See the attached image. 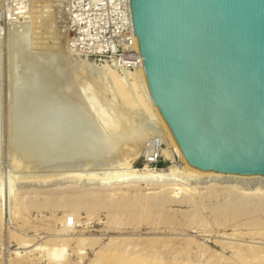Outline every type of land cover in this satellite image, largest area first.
<instances>
[{
	"label": "rangeland",
	"instance_id": "374dc122",
	"mask_svg": "<svg viewBox=\"0 0 264 264\" xmlns=\"http://www.w3.org/2000/svg\"><path fill=\"white\" fill-rule=\"evenodd\" d=\"M40 1L44 3H40ZM54 1H56V3ZM65 1L68 2V0H47V1L46 0H0V31H1L0 32V194H1L0 195V264H264L263 211H257V213L250 212L243 214H234L230 212L227 213L220 211L219 205L221 204V202H223V199L220 198V196L219 197L217 196L218 194H223V193H218L217 191H215L217 194L214 193L213 195H217V196L208 197L210 196L208 195V191L210 190L209 187H207L208 185H206L204 182L197 184V188H196L197 198L191 199V201L198 202L199 205H197L196 207L197 210L195 211V209H193L194 207H192V205H190L186 200H181V202L179 199L177 201L170 200L171 203H169L170 201H168L164 206L165 208L164 210L165 212L170 213L171 220H166L165 217L161 215L163 212H160L159 214L155 213L154 215L148 217L146 214H144L145 212L143 211V209L146 207V205L144 206V204L147 202L148 198L150 199L149 196H151L155 190L153 189V185L147 186L143 182H139L136 185L119 184L118 186L115 187V189L106 190L105 193L101 195L100 193L97 192L105 190L104 187L107 186L98 183L97 180H92L90 178L88 179L83 178L86 174H82L84 175L82 176V178H78L80 176L78 177L73 176L67 178L64 176V174L57 176L58 172L59 173L62 172L60 170L63 169L65 170V168L68 167L71 168H75V166L76 168L79 167L80 169L78 170H81L84 173L85 170L87 171L92 167L93 169L96 167L95 170L102 172V171H114L116 170L115 168L116 164L117 166H119L116 157L115 158L113 156L107 157L108 155L104 156L102 154L103 159L102 157L99 158V156H101L99 155V153L102 151L98 153L97 150H91L92 155H94L95 157L93 156L94 157L93 158L92 155H90L89 159L87 158V160L86 157L83 158L79 157L82 160L81 159L76 160L74 159L75 158L74 156V158L68 159L70 160L69 162L71 164L67 161L66 163H64L65 165L63 163H61L63 165L61 164L59 165L56 164L57 163L55 162L56 160L54 161L55 159L54 154L57 153L56 151L59 152L61 159L66 157L64 155L66 152L64 151L65 152L64 153L63 150L60 151V149H63V147H61L62 139L66 138L65 136L68 135V132L71 131L72 128H73L72 131L78 129L77 128L78 124L75 127L73 121H75V118L76 121L77 120L79 121L78 116L82 114L81 109L80 111L78 109L79 106L81 108V105H78L79 103L76 102L78 103L77 106L75 103L76 97H73L74 95L72 93L70 95L71 98L70 96L69 97L67 96L70 99H72V97L74 98L72 99V101L76 106L75 108V106L70 103L72 101H70V99L69 100L66 99V95L63 94L62 91L63 88L65 87L64 82H69L67 81L69 80L67 79L69 75V77H72L71 78L72 80L71 79L70 80L72 82L74 80L75 82V83L74 82L71 83L70 81L69 84L75 85L76 86L75 89L77 90V88L79 87V83L86 80L87 76L85 74V70H83L82 67L79 66V63H77L78 65L77 64L75 65V59L79 57V54L81 55V57H89L90 60L92 59L93 61H95V57H96L91 55L88 56L87 55L88 53H86L84 49H78V48H76V50L79 54L67 53L68 52L66 51L68 49L66 47L67 43L70 46V48H72L70 45V40L73 36V33H69L71 32L70 19H69L68 8L66 9L68 5ZM46 2L51 3L50 5L48 3L49 7L51 6L50 8L47 6ZM37 4L39 9L36 6ZM41 4L44 5V7H48V8H44ZM55 6L57 7V9ZM43 8L45 9V11L49 9L50 12L47 11L49 13L46 12L45 15H43L44 14V12H42L44 11ZM40 13H42L41 14L43 15L42 17H40L41 16ZM33 14L34 15L36 14V17L38 16L41 19L47 18L46 16H49V14L50 16L49 19L47 18L46 21L44 20L45 22L43 21L45 23L44 25V23L41 24L42 23L41 19L36 18L35 16L34 17L36 18V20L40 21L39 22L40 24L38 23V21L34 20V17L32 16ZM31 17L33 19L30 20ZM35 21L37 22L36 25L37 24L39 25L36 26ZM29 22L30 23L32 22V24H30ZM46 22L47 24L49 23V25L51 24L50 25L51 27H49V25H47ZM54 22L56 23V26L53 25L55 24ZM45 26L46 27L48 26L49 28H46ZM52 27H54L55 30ZM44 28L53 31H49L50 33H47V31L45 32ZM42 30L44 32H42ZM36 31L37 34L34 35ZM39 31L44 33L47 37L44 34L43 35L45 37L43 35L38 37L40 35ZM54 31L57 35L54 33ZM23 35L24 37H21ZM33 35L36 37H34ZM54 35H56L57 37ZM65 35L67 38L64 37ZM18 36L21 38V40H18L20 39L18 38ZM64 38H66V40ZM45 40H48L46 41L47 44L51 45L52 43L51 47L50 45H48L51 50L49 49V47L46 48L47 45L45 44L46 43ZM26 42L28 43L26 44ZM54 43L56 45H54ZM42 45H44L43 48ZM20 48L22 49L20 50ZM17 51H20L18 52V55H17ZM20 63H22L24 67ZM27 63L29 66L27 65ZM36 66L40 70H38ZM57 66L58 69L59 67L62 68L60 71L63 70L62 71L63 74L60 73L59 78L57 77L56 78L59 79L58 87H59V91L62 92V93L59 92L61 94L59 95L60 97L64 95L63 98L65 100L63 98H59L58 94L55 95L52 94L54 92L53 88L55 90L54 84L56 83L57 80L56 78H54L53 73L56 76H58V73L56 74L54 70L57 68ZM109 66L112 67L111 65ZM27 68L29 70H27ZM112 68L115 69L114 67ZM28 72H32L31 74L33 75L31 76L28 75L29 74ZM34 72H36V74H34ZM37 72H39L40 74ZM81 73L83 74L81 75ZM34 75H36L37 77L33 81H31L32 78L35 77ZM120 75L123 77H127V75L125 76L122 74ZM38 76L40 79L38 78ZM25 77H27L26 79L28 82L30 80L31 83L33 82V84L36 81L40 82V85L39 83L38 84L36 83L38 86L36 84L34 85L32 84V87L34 86V89H36L37 91H39L40 89V92H38V94L40 93L42 94L41 97V94L40 96L36 94L37 92L36 90L32 92L34 94L32 96L34 97L35 95L38 96L37 99L38 101L37 100L35 101L36 105L34 106L32 104L31 105L32 107L33 106L36 107L38 102L43 101L45 99L43 98L44 96L47 97V99H51V98L53 99V101L52 99L50 101L47 100L48 104L47 103L44 104V102H46L45 100L41 104V105L44 104V106L47 104L50 105V107L45 106L46 107L45 108L43 106L44 107L43 108L41 105L38 106V108L41 109L40 114L37 112L38 110L36 111V109L38 108L33 109L36 112L30 109L31 107L30 104L34 102L33 100H31L32 98L29 100L32 102H30V104H27V106H30L29 107L30 111L26 109L27 108L25 107L26 105L23 107L25 103L29 102L27 100L30 97L29 96L26 98V96L23 95L32 94L29 92H31V90L33 89L30 83V85L27 84L28 86H30L29 88L31 89L30 91L28 90L29 92L27 91L28 93L26 92V90L24 91L23 95L22 93L18 92L19 89H23L25 87L24 84H22L25 81ZM23 78H24L23 82L20 83ZM93 80L92 83H94V85L92 84V88L95 91L94 93L96 96H99L98 94H100L99 98L101 99V95H103L102 92L104 91V89L102 91L101 88L100 89L102 91L101 92L99 90L98 83L96 84ZM52 81H54L55 83ZM20 86H22V88H19ZM28 86L25 88L27 89ZM35 86L37 88H35ZM49 87L51 91L50 90L48 91ZM42 89L46 90V93H44ZM41 90L43 93L41 92ZM50 92H52L51 96H50ZM54 93H58V90H56ZM18 94L21 95L18 96ZM16 95H17V99H16ZM22 97L23 99L25 98L24 104L22 102L23 101ZM39 97L43 98V100H40ZM106 97L111 98V95H106L102 97V99L104 98V102L101 100L102 103H107L106 101L108 100L105 99ZM19 99H21L20 100L21 102L20 101L18 102ZM112 102L116 103L117 101L112 100ZM116 104L119 103L117 102ZM59 108L62 109L60 110ZM123 108L121 107V109L124 110V112H127V108L126 110L125 108L124 109ZM24 109L28 111L27 115L29 114L30 120L33 121V119L37 117L36 120L34 121L35 124L33 123L34 126H32V123H29L31 122L30 120L27 122L28 118L27 120L24 121V125L25 127L26 126L29 127L25 128L24 125L19 126V124L21 125V123L19 122L26 119L24 117H28L25 115L26 110L24 111L25 114L22 115ZM42 109L46 111L45 112L46 117L43 115L44 111ZM54 110H56V112ZM53 111L55 112L56 117L57 115H59L58 116L59 118L62 116L61 119L56 118L55 115L53 114L54 113ZM131 111L129 113H132L135 118L137 117L133 124L137 125L138 128H142L143 130L145 127L143 125L145 124L142 122L143 120L141 121V123L139 120L142 118V114L138 112H134V110ZM33 112L38 113L37 114L38 116L34 115ZM67 112L72 116L71 119H67V118L65 119V117L67 116L65 115V113L68 114ZM32 113L34 117L32 116ZM49 113L51 114L48 115ZM75 113H77V115H75ZM11 115H13V117ZM15 115H17V117ZM30 116L32 117V119ZM51 116L54 117L53 118L54 120L52 119L53 122L49 120V118L51 119ZM13 118L15 120H13ZM20 118L21 121H19ZM87 118L89 117L87 116ZM137 119L139 120V122ZM12 120L16 122L13 125L15 126L17 125L19 129L17 127L16 129H14V126L11 125L13 123ZM64 120L66 121L67 124L69 123L70 120L72 124H70L71 123L70 122L68 124L70 126L64 128L66 126ZM25 122L27 124H25ZM28 123L31 124V126ZM48 124L49 126L47 127ZM40 125L42 126L41 127L42 129L45 127L46 128L42 130L40 128ZM20 127L25 128V129L23 128L24 129L23 132L26 130L25 132L27 134L24 132V134L26 135L25 138L22 131L21 134L19 132L21 130ZM30 127L31 129L34 127L33 130L30 129L28 130V128ZM38 128H40L38 130V132L40 131V133L37 134L36 132ZM12 129L15 130L14 131L15 133L19 132L20 135H17L18 133L13 134L14 132ZM52 129L54 133L51 131ZM64 130L65 132L63 133ZM29 131L30 133H28ZM32 131L35 133L33 134ZM42 133L46 134V135L44 134V138H42L43 137ZM49 134L50 137L48 136ZM52 134L55 135L52 137ZM148 134L145 135V138L142 136L144 140L140 138L141 136H137V139L139 137L142 141H138L137 139H136L137 141L136 140L133 141L135 142L134 145L138 144L139 142L138 145L139 148L138 146H136L137 149H140L142 147L141 148L142 150L141 149L138 150L141 154L139 153V156L136 157L134 161L131 160V165L134 167L141 168L146 162L144 157V143L147 136H152L155 133L153 134L150 133V135ZM156 134H161V133L157 132ZM166 134L167 133L165 131L164 135L168 140V142H170L169 141L170 139H168L169 137H167L168 135ZM14 135L15 137L18 138L19 136L20 138L23 137L27 141L23 140V138L22 140H20L19 138L17 139V141L14 142L15 140L13 137ZM27 135H30L29 139H28L29 136ZM125 136H127V134ZM34 137L36 138L33 139ZM45 137H46V142H44ZM58 137H62V138L60 139ZM49 138L50 139L53 138L52 142L50 141ZM36 139L40 140V143L43 140L44 144H47V146L44 145L46 146L43 149L45 152L44 156L46 154L48 155L47 157L54 155L53 160L51 157H49L48 160L46 156L45 157L43 156L45 159V160L43 159L44 161H42L40 157L39 158L36 157L35 159L34 155H37L39 150H40L39 152H41L40 154L43 155L42 148L44 147L42 145L43 143L41 144L38 143L39 141H37ZM48 139L49 141L47 142ZM64 139L63 141H65ZM19 141H22V144L25 141L28 147L37 144L36 146H39V148L36 149V147L34 146L31 147L33 150L31 148H26L27 146L20 144ZM16 142L17 144L18 143L20 144L19 149ZM27 142L29 143V145L32 142L34 144L32 143L29 146ZM142 142L143 145H141ZM48 143L51 145L56 143L58 145L56 147L50 145V148H48L49 147ZM167 144L170 146V148H172L173 145L171 142ZM165 146H163V151ZM22 147L25 150H23ZM110 147H112L113 150L114 151L116 150L117 152H119L120 150L123 151L127 147L126 141H124V138L120 137L113 144H111ZM117 147L120 148L118 149ZM21 149L23 150V152ZM24 151L26 153H24ZM35 151H37L36 152L37 154H35ZM51 153L53 155H51ZM74 153H78V151ZM96 153H98L99 156L95 155ZM25 154L26 155L29 154L28 157ZM178 157L175 156L174 158L176 163L184 165L185 162L183 161V159L181 157L179 158ZM90 159H92L93 161L97 160V162L94 161V165H93L92 163L93 161L89 162ZM71 160H73V162H71ZM100 161H102V163ZM171 161L172 160L162 159V161L159 164H157V166L163 168L167 167V168L158 169V170L166 171L172 165ZM88 162L89 165L91 166H88ZM99 162L101 163L100 165ZM39 163L40 165L38 166ZM52 163H54V165ZM35 164L37 165L35 166ZM154 166L156 165L155 164H152V166L150 165V167L153 168ZM34 167L35 169H32ZM84 167H87L88 169ZM103 167L105 168L102 169ZM82 168H84L85 170H82ZM107 168L109 169L105 170ZM48 171L49 172L51 171V173L53 174L50 175ZM52 171H54L56 175H54V172ZM89 171L91 172L93 170L91 169ZM28 172L32 173L31 174L32 176L33 174H36L34 175L35 178L31 177V175H28L29 174ZM46 172H48L49 174H47ZM43 173H45L44 176L42 175ZM21 174L22 175L26 174L29 177L26 178L24 177V175L22 176ZM37 174L39 175L37 176ZM99 175H103V174H99ZM17 176L19 177V179L16 178ZM44 177L46 178L44 179ZM220 189L221 188H218V190ZM149 193L151 195H148ZM87 194H89V196H87ZM93 194L95 195L92 197ZM85 195L86 197H84ZM201 195L204 196L201 197ZM96 196L99 197L102 196V198ZM66 197H68L69 200ZM82 197H84L85 199L91 197V199L93 198V200L94 199L98 200L97 198H99L100 199L99 201L101 203L112 202L113 200L122 201L125 204H129L131 207L128 206L124 209H117L112 211L103 204L99 205L98 203V206H95V208L88 209L86 203H84L85 200ZM106 199H108L109 201ZM26 201H28L29 203L27 202L28 204L27 203L25 204ZM67 215L68 218L66 225L65 216ZM73 217L76 220V222L74 223L72 222ZM147 221H152V224L150 225L147 224ZM19 241H21L24 244H20ZM28 243L30 246L28 245ZM53 248L62 249L61 260L59 261V263L58 261L49 259L50 257L48 258V253L54 250Z\"/></svg>",
	"mask_w": 264,
	"mask_h": 264
},
{
	"label": "water",
	"instance_id": "95a60500",
	"mask_svg": "<svg viewBox=\"0 0 264 264\" xmlns=\"http://www.w3.org/2000/svg\"><path fill=\"white\" fill-rule=\"evenodd\" d=\"M151 98L191 168L264 175V0H130Z\"/></svg>",
	"mask_w": 264,
	"mask_h": 264
},
{
	"label": "bare ground",
	"instance_id": "6f19581e",
	"mask_svg": "<svg viewBox=\"0 0 264 264\" xmlns=\"http://www.w3.org/2000/svg\"><path fill=\"white\" fill-rule=\"evenodd\" d=\"M47 1V0H46ZM35 2V1H34ZM55 3H56V1H54ZM40 3H44V2H41L40 1ZM47 3V6L49 7V5L51 4V3H49V2H46ZM48 3H49V5H48ZM59 4V3H58ZM42 5V4H41ZM40 5V6H41ZM54 5V4H53ZM57 5V4H56ZM37 6V8H38V4L36 5ZM39 6V7H40ZM43 7H44V5H42ZM48 7H44V8H48ZM51 7V6H50ZM49 7V8H50ZM56 7V6H55ZM41 8V7H40ZM43 8V9H44ZM39 9V8H38ZM38 9H35V10H38ZM43 9H40V10H43ZM56 9H57V7H56ZM61 9V8H60ZM62 10V9H61ZM47 11H49V9L47 10ZM47 11H45V9H44V11H42V12H44V14L43 15H45V13L47 12ZM51 11H52V9H51ZM40 12V11H39ZM50 12V11H49ZM49 12H47V13H49ZM62 12V11H61ZM38 13V12H37ZM42 13H40V15H41ZM52 14V13H51ZM63 14V13H62ZM29 15H30V13H29ZM39 15V16H40ZM43 15H41L40 17H42ZM55 15V14H54ZM33 17L35 16L36 17V14L34 15H32ZM49 16H50V14H49ZM49 16H46L48 19H49ZM51 16H53V15H51ZM34 17V20H36V18H39V19H41L40 17H36L35 18ZM66 17V16H65ZM45 18V17H44ZM47 18H45V19H41V24H43L45 21H46V19ZM31 19H33L32 17L30 18V20ZM52 19V18H51ZM29 20V19H28ZM33 20V21H34ZM45 20V21H44ZM56 20V19H55ZM54 20V21H55ZM36 21H38V20H36ZM35 21V25H36V22ZM44 21V22H43ZM23 22V21H22ZM40 21H38V23H39ZM48 22H49V20H48ZM61 22V21H60ZM30 23V22H29ZM50 23H53V22H50ZM55 23V22H54ZM23 24V23H22ZM30 24H32V22L30 23ZM40 24V23H39ZM39 24H37V25H39ZM46 24H47V22H46ZM33 25H34V22H33ZM36 25V26H37ZM44 25H45V23H44ZM47 25H49V23L47 24ZM51 25V24H50ZM49 25V27H51ZM53 25H55L56 26V23L55 24H53ZM41 26V25H40ZM39 26V27H40ZM15 27V26H14ZM25 27V26H24ZM46 27V26H45ZM48 26L46 27V28H49ZM46 28H44L45 29V32L47 31V33H50L49 31H53V30H49V29H46ZM53 29H54V27H52ZM11 29V28H10ZM38 29V28H37ZM41 29V28H40ZM39 29V30H40ZM51 29V28H50ZM36 30V29H35ZM55 30V29H54ZM57 30V29H56ZM24 31V30H23ZM29 31H31V30H29ZM38 31V30H37ZM37 31L34 33V35H36L37 34ZM58 31V30H57ZM1 32V31H0ZM40 32V31H39ZM38 32V33H39ZM42 32H44L43 30H42ZM42 32H40L39 34V36L38 37H40L41 35H43L44 33H42ZM42 33V34H41ZM54 33H55V31H54ZM69 33H72V32H69ZM56 34V33H55ZM33 35V36H34ZM45 35V34H44ZM43 35V36H44ZM57 35V34H56ZM56 35H54V36H56ZM9 36H11V35H9ZM20 36V35H19ZM18 36V38H20ZM46 36V35H45ZM44 36V37H45ZM48 36H50V35H48ZM72 36V35H71ZM15 37H16V35H15ZM21 37H24V35L23 36H21ZM31 37V36H30ZM34 37H36V36H34ZM37 37V38H38ZM47 37V36H46ZM57 37V36H56ZM64 37H66V35L64 36ZM70 37V36H69ZM55 38V37H54ZM67 38V37H66ZM66 38H64L65 40H66ZM135 38H136V36H135ZM47 39V38H46ZM18 40H21V38L20 39H18ZM53 40V39H52ZM52 40H51V42H52ZM32 41V40H31ZM37 41V40H36ZM46 41H48V40H45V42ZM10 42V41H9ZM54 42V41H53ZM65 42H67V41H65ZM68 42H69V40H68ZM136 42H137V38H136ZM11 43V42H10ZM9 43V44H10ZM18 43V42H17ZM28 42H26V44H27ZM30 43H32V42H30ZM57 43V42H56ZM21 44V43H20ZM46 45H47V47L46 48H48L49 46L48 45H50V44H47V42L45 43ZM44 44V45H45ZM66 44V43H65ZM44 45H42V48H43V46ZM51 45H52V43H51ZM51 45H50V47H51ZM54 45H56L55 43H54ZM28 46V45H27ZM26 46V47H27ZM35 46V45H34ZM57 46H59V45H57ZM10 47H11V45H10ZM40 47V46H39ZM50 47H49V49H50ZM66 47L68 48L66 51H68L67 53H70V54H72V53H76V54H79L78 52H77V50L76 49H74L73 47V49L72 48H70V46L68 45V43H67V45H66ZM13 48V47H12ZM29 48V47H28ZM41 48V47H40ZM53 48H54V46H53ZM17 49V48H16ZM22 48H20V50H21ZM56 49V48H55ZM28 50V49H27ZM51 50V49H50ZM18 52H20V51H17V55H18ZM13 56V55H12ZM16 60V59H15ZM11 61V60H10ZM21 61V60H20ZM77 61V62H76ZM23 63V62H22ZM22 63H20V64H22ZM77 63H79V66H81L82 67V69L83 70H85V74H86V80H84V81H82V82H80L79 83V87L77 88V90L75 89V85H73V84H69L70 83V81L72 80L71 78L72 77H69V75H68V78L67 79H69V80H67V81H69V82H64V88H63V94L64 95H66V99H70L71 98V93L74 95H72L73 97H76V101H75V103L76 102H78V103H76V105L78 104V105H81V108H80V106H79V111H80V109H81V112H82V114H80L79 116H78V118H79V121L77 122L76 121V118H75V121H76V124H75V121H73V123H74V125H75V127L77 126V124H78V129L77 130H74V131H72L73 130V128H72V130L71 131H69L68 132V135L67 136H65L66 138L64 139L65 141H63V139H62V146L61 147H63V149H60V151L61 150H63V152L65 153L64 155L66 156L65 158H62L61 159V156H60V154H59V152L58 151H56L57 153H55L54 155L51 153V155H53L54 156V161L55 162H57L56 164H61V163H66L67 161L69 162L70 160H68L69 158H74V156H75V158L74 159H76V160H79V159H81V158H83V157H86V160H87V158L89 159V157H90V155H92V152H91V150H97L98 151V153L100 152V151H102V152H100L99 153V155H101V156H99L98 155V153H96L95 155H98L99 156V158H101L102 157V159H103V155L104 156H106V155H108L107 157H116L117 159V161H118V165L119 166H117V164H116V166H115V168H116V170H114V171H98V170H95V168L93 169V167L91 168V167H89V168H91L93 171H89V170H91V169H89V170H85L84 168H86V169H88L87 167H84V168H82V170H85L84 171V173H83V171H81V170H78V169H80L79 167L78 168H76V166H75V168H71V167H68V168H65V170L63 169V170H60V171H62V172H58L57 173V176L58 175H61V174H64V176L65 177H78V176H80V177H78V178H82V176H84V175H82V174H86L83 178H90V179H92V180H97L98 181V183H100V184H102V185H105V186H107V187H104L105 188V190H102V191H99V192H97V193H100L101 195L102 194H104L105 193V191L106 190H112V189H115V187L116 186H118L119 184H124V185H132V184H138L139 182H143V183H145L147 186H149V185H153V189H155L154 190V192L152 193V195L149 193L148 195H151V196H149L150 197V199L148 198V200H147V202L144 204V206L146 205V207L143 209V211L145 212L144 214H146L147 215V217L148 216H152V215H154L155 213H160V212H163L161 215H163V217H165V219L166 220H171V216H170V213H168V212H165V208H164V206H165V204L168 202V201H170V200H180V202H181V200H186L190 205H192V207H194L193 209H195V211L197 210V205H199L198 204V202H195V201H191V199H195V198H197V195H196V193H197V191H196V188H197V184L198 183H202V182H204L206 185H208L207 187H209V190L210 191H208V195H210V196H208V197H212V196H217V195H213L214 193L215 194H217L215 191H217L218 193H223V194H218V196L217 197H219L220 196V198H222L223 199V202H221V204L219 205V209H220V211H223V212H227V213H234V214H243V213H250V212H256L257 213V211H263V213H264V175H262V174H237V173H222V172H217V171H202V170H196V169H193V168H191L190 167V165L188 164V162H187V160H186V158H185V156H184V154H183V152H182V150H181V148L179 147V145H178V143H177V141L175 140V138H174V136H173V134H172V132L170 131V129H169V127H168V125H167V123L165 122V120H164V118H163V116H162V114H161V112L160 111H158L157 110V108H156V106H155V104H154V102H153V100H152V98H151V94H150V91H149V88H148V85H147V82H146V77H145V73H144V68H143V65L141 64V65H139V67L138 68H136V70L135 71H132V72H130L129 73V76H127V77H123V76H121L117 71H116V68L115 69H113L112 67H110L109 65H106V63H104L103 65L101 64V63H98V62H95V61H93L92 59L90 60V58L89 57H81V55L79 54V57L77 58V59H75V65L77 64ZM16 64H18V63H16ZM14 65V64H13ZM23 65V64H22ZM26 65V64H25ZM27 65H28V63H27ZM26 65V66H27ZM35 65V64H34ZM78 65V64H77ZM21 66V65H20ZM29 66V65H28ZM38 66V65H37ZM36 66V68L38 69V67ZM46 66V65H45ZM78 66V67H79ZM19 67V66H18ZM22 67V66H21ZM20 67V68H21ZM23 67H24V65H23ZM47 67V66H46ZM26 68V67H25ZM24 68V69H25ZM23 69V68H22ZM51 69H53V68H51ZM62 68H60L59 67V69H58V66H57V68L56 69H54L55 70V73L57 74L58 73V76H56L54 73H53V76H54V78H59V74L61 73V74H63V70L62 71H60ZM81 69V70H82ZM27 70H29L28 68H27ZM34 70V69H33ZM38 70H40V69H38ZM48 70V69H47ZM31 71V70H30ZM36 71V70H35ZM65 72V71H64ZM81 72V71H80ZM29 74L28 75H33V74H31L32 72H28ZM37 73H39V72H37ZM34 74H36V72H34ZM40 74V73H39ZM42 74H44V73H42ZM83 73H81V75H82ZM48 75V74H47ZM27 76V75H26ZM29 76V77H30ZM35 77L34 78H32V80L31 81H33L37 76L36 75H34ZM41 76V75H40ZM63 76V75H62ZM71 76V75H70ZM84 76V75H83ZM28 77V76H27ZM27 77H25V81L26 82H28L27 81ZM38 78H39V76H38ZM52 78V77H51ZM53 78V79H54ZM56 78V79H57ZM80 78H81V76H80ZM85 78V77H84ZM93 78H94V80H93ZM29 79V78H28ZM31 79V78H30ZM40 79V78H39ZM71 79V80H70ZM23 80H24V78L22 79V81L20 82V83H22L23 82ZM82 80V79H81ZM92 80L97 84L98 83V85H99V90L102 88V91H103V89H104V91L102 92L101 90V92L103 93V95L104 96H106V95H111V98H108V97H106L105 99L106 100H108V101H106L107 103H102V101L104 102V98L102 99V97H104L103 95H101V99L99 98V96H100V94H98L99 96H96L95 95V91H94V89L92 88V84L94 85V83H92ZM13 81V80H12ZM11 81V82H12ZM24 81V83H22V84H24V86L25 87H27L28 85H30V83H31V81L29 80V82L28 83H26ZM40 81V80H39ZM55 81V80H54ZM54 81H52V82H54ZM91 81V82H90ZM50 82V81H49ZM73 82H74V80H73ZM72 81H71V83H73ZM38 84L39 83V85H40V82H35L34 84ZM55 83V82H54ZM53 83V84H54ZM75 83V82H74ZM28 84V85H27ZM32 84H33V82L31 83V87H32ZM33 84V85H34ZM36 84V85H37ZM51 84V83H50ZM59 79H57L56 80V83L54 84V86H55V90H54V88H53V91L55 92L56 90H58V93H54L53 91V93L52 92H50V96L52 95V94H60V93H62L61 91H59ZM68 85V86H66V85ZM12 85V84H11ZM27 85V86H26ZM43 85V84H42ZM41 85V86H42ZM52 85V84H51ZM38 86V85H37ZM23 88V89H19L18 90V92H20V93H22V95L24 94V91L26 90V92L29 90H31L29 87L30 86H28V88L26 89V88ZM98 87V86H97ZM10 88V87H9ZM19 88H22V86H20ZM33 89H34V86L32 87ZM35 88H37L36 86H35ZM39 88V87H38ZM41 88V87H40ZM31 90V92H29V93H32V92H34L36 89H34V90ZM11 90V89H10ZM21 90V91H20ZM43 90V89H42ZM42 90H41V92H42ZM50 90V87L48 88V91ZM13 91H14V89H13ZM37 91V90H36ZM44 91V93H46V90H43ZM51 91V90H50ZM11 92V91H10ZM26 92H25V94H26ZM27 92V93H28ZM38 92H40V89H39V91H37L36 92V94H38ZM60 92V93H59ZM99 92V91H98ZM17 93V92H16ZM43 93V92H42ZM52 93V94H51ZM41 94V93H40ZM40 94H38V96H40ZM9 95H11V94H9ZM21 95V94H20ZM19 94H18V96H20ZM32 95H34L33 93L32 94H28V95H23V96H26V98L27 97H29L28 98V100L27 101H29L31 98V100H33L34 102H32V101H29L28 103H25V98L23 99V97H22V99H23V107L25 106V107H27L26 109H28L29 111H30V109L32 110V111H35V110H33V109H36V108H38V106H40L42 103H43V101L45 100L46 102H44V104L45 103H47L48 101H50L51 99H47V97H43V98H45L44 100H43V98H41L42 97V94H41V97H39V99L40 100H43V101H40V102H38V104H37V106L36 107H34L36 104H35V101L38 99V96H36L35 95V97L34 96H32ZM44 95V94H43ZM61 95V94H60ZM60 95H59V98H63V96H61L60 97ZM15 96V95H14ZM49 96V97H50ZM70 96V98H68V97ZM37 97V98H36ZM58 97V96H57ZM56 97V98H57ZM72 97V99H74ZM36 98V99H35ZM9 99H11V98H9ZM16 99H17V95H16ZM15 99V100H16ZM64 99V98H63ZM63 99H62V101H63ZM72 99H70V101H72ZM21 99H19L18 100V102L20 101ZM48 100V101H47ZM65 100V99H64ZM102 100V101H101ZM112 100L114 101V100H116L119 104H116V103H113L112 102ZM38 101V100H37ZM52 101H53V99H52ZM21 102V101H20ZM30 102H32L31 104H30ZM66 102V101H65ZM68 102V101H67ZM17 103V102H16ZM40 103V104H39ZM71 104H73L74 105V103H73V101L72 102H70ZM27 104H30V106L33 104L34 106L32 107H30V106H27ZM44 104L43 105H41L42 107L44 106ZM48 104V103H47ZM45 105V106H48V107H50V105ZM69 104V103H68ZM124 105V106H122V105ZM20 105V104H19ZM18 105V106H19ZM77 105V106H78ZM44 106V107H45ZM75 106V105H74ZM11 107V106H10ZM29 107H30V109H29ZM43 107V108H44ZM121 107L123 108H125V110H126V108H127V112H124V110H122L121 109ZM13 108V107H12ZM11 108V109H12ZM14 108H15V105H14ZM17 108V107H16ZM20 108V107H19ZM46 108V107H45ZM75 108H76V106H75ZM123 108V109H124ZM26 109H24L23 110V114L22 115H24L25 114V112H26V116H28V117H24V118H26V119H24V120H22L21 121V118H20V120L19 121H21V122H19V123H21V125L19 124V126H22V125H24V121L25 120H27V118H28V120H27V122L30 120V118H29V114L27 115V110ZM57 109V108H56ZM60 109V108H59ZM62 109V108H61ZM60 109V110H61ZM14 110V109H13ZM16 110V109H15ZM18 110V109H17ZM26 110V111H25ZM38 110V111H37ZM43 111H44V109H42ZM47 110H48V108H47ZM58 110V109H57ZM66 110V109H65ZM70 110V109H69ZM131 110H134V112H138V113H140V114H142V118L141 119H139L140 120V123H141V121L145 124V125H143V126H145L144 127V129L142 130V128H138L137 127V125H134L133 123H134V121L136 120V118L133 116V114L132 113H129ZM10 111V110H9ZM25 111V112H24ZM36 111L40 114L41 112V109H36ZM35 111V112H36ZM55 112H56V110H54ZM53 111V112H54ZM63 111V110H62ZM62 111H61V113H62ZM13 112V111H12ZM45 112L46 111H44V116H45ZM55 112L53 113L54 115H55ZM71 112V111H70ZM80 112V113H81ZM132 112V111H131ZM34 113V112H33ZM33 113H32V116H33ZM38 113H34V115H36V116H38L37 114ZM52 113V112H51ZM51 113H49L48 115H50ZM58 113V112H57ZM68 113V112H67ZM14 114H16V113H14ZM64 114V113H63ZM53 115V116H54ZM62 115V114H61ZM65 115H67L66 117H65V119L67 118V119H71L72 118V116L68 113V114H66L65 113ZM65 115H63V116H65ZM75 115H77V113H75ZM12 117H13V115H11ZM16 117H17V115H15ZM35 116V117H36ZM59 115H57V117H56V115H55V117L56 118H59L58 117ZM74 116V115H73ZM87 116L89 117V118H87ZM138 116H139V114H138ZM20 117V116H19ZM22 117V116H21ZM31 117V116H30ZM34 117V116H33ZM41 117V116H40ZM46 117V116H45ZM50 117V116H49ZM62 117V116H61ZM61 117L59 118V119H61ZM77 117V116H76ZM15 118V117H14ZM13 118V120H15ZM37 118V117H36ZM36 118L35 119H33V121L32 120H30L31 122H29V123H32V126H34L33 125V123L35 124V120H36ZM48 118V117H47ZM54 117H52L51 116V119L49 118V120H51L52 121V119H53ZM31 119H32V117H31ZM42 119V118H41ZM64 119V118H63ZM92 120V122H91V120ZM10 120V119H9ZM12 120V121H13ZM39 120V119H38ZM47 120V119H46ZM54 120V119H53ZM138 120V119H137ZM139 120H138V122H139ZM16 122H17V119H16ZM15 121H13V123L11 124L12 126H14V129H16V127L18 128V126L16 125H13V124H15L16 123ZM49 122V121H48ZM53 122V121H52ZM57 122H58V119H57ZM64 122L66 123V121L64 120ZM71 121L69 120V123H70ZM137 122V123H138ZM23 123V124H22ZM28 123V124H29ZM46 123V122H45ZM56 123V122H55ZM54 123V124H55ZM62 123V122H61ZM64 123V124H65ZM68 123V124H69ZM25 124H27L26 122H25ZM63 124V123H62ZM61 124V125H62ZM67 123H66V126L64 127V128H66V127H68V126H70V125H68ZM70 124H72V122L70 123ZM30 126H31V124H29ZM38 125V124H37ZM42 125V124H41ZM40 125V128L43 126H41ZM60 125V126H61ZM11 126V127H12ZM49 126V124L47 125V127ZM51 126V125H50ZM64 126V125H63ZM10 127V126H9ZM24 127H25V125H24ZM23 127V128H24ZM27 127H29V126H26L25 128H27ZM38 127V126H37ZM36 127V128H37ZM57 127V126H56ZM56 127H55V129H56ZM71 127H74V126H71ZM125 127H126V129H125ZM21 128V127H20ZM23 128H21V130L19 131L20 132V134H21V131H22V133L24 134V132L26 131H24L23 132V130L25 129H23ZM34 128V127H33ZM33 128L31 129V127L30 128H28V130L30 129V130H33ZM40 128H38L37 129V134L38 133H40V131L38 132V130L40 129ZM46 128V127H45ZM45 128H43V129H45ZM53 128V127H52ZM127 128H129V129H127ZM11 129V128H10ZM14 129H12L13 130V132L15 131ZM19 129V128H18ZM42 129V128H41ZM42 129V130H43ZM48 129V128H47ZM46 129V130H47ZM54 129V128H53ZM53 129L51 130L52 132H53ZM59 129H60V127H59ZM140 129V130H139ZM12 130H10V131H12ZM58 130V129H57ZM69 130V129H68ZM145 130H146V132H145ZM35 131V130H34ZM165 131H166V135H168L167 137H169L168 139H170L169 141L172 143V148H170V146L167 144V143H170V142H168V140L166 139V137H165V135H164V133H165ZM12 132V133H13ZM17 132V131H16ZM19 132H17V133H13V134H17V135H20L19 134ZM33 132V131H32ZM42 132V131H41ZM65 132V130L63 131V133ZM157 132H160L161 134H162V136H163V140H164V142H165V144H166V146L164 147V151H163V153H164V155H165V158H167V159H171L172 161V165L166 170V171H161V170H158V169H166V168H158V169H155V168H153V167H150V165L148 164V163H144V165L141 167V168H137V167H134V166H132L131 165V160L132 161H134V159L136 158V157H138L139 156V151L138 150H140L142 147H141V145H143V142L141 143V145H140V149H137V147L136 146H138L139 145V142H138V144H136V145H134L135 144V142H133V141H135L136 139H137V136H141L140 138H142V136L145 138V135H147L148 133V135H150V133L151 134H153V133H157ZM26 133V132H25ZM28 133H30V131L28 132ZM35 132H33V134H34ZM49 133V132H48ZM47 133V134H48ZM54 133V132H53ZM62 133V134H63ZM12 134V135H13ZM27 134V133H26ZM43 134V133H42ZM45 134V133H44ZM44 134H43V137L42 138H44ZM56 134H57V131H56ZM66 134V133H65ZM127 134V136H125ZM16 135V136H17ZM40 135V134H39ZM46 135V134H45ZM55 134H52V137L54 136ZM23 136V135H22ZM21 136V137H22ZM25 134H24V138H25ZM27 136H29L28 137V139L30 138V135H27ZM36 136V135H35ZM49 137H50V134L48 135ZM47 136V137H48ZM58 136H59V134H58ZM123 136H125V137H123ZM14 137V142L15 141H17V139H19L20 138V136H19V138L18 137H15V135L13 136ZM12 137V138H13ZM41 137V136H40ZM39 137V138H40ZM57 137V136H56ZM55 137V138H56ZM120 137H122V138H124V141H126V148H125V150H123V148H122V150L123 151H119V152H117L116 150V152L113 150V145H112V147H110V145L111 144H113L116 140H118ZM147 137H150V136H147ZM23 138V137H22ZM22 138H20V140H22ZM23 138V140H25ZM32 138V137H31ZM36 137H34L33 139H35ZM41 138V139H42ZM58 138H62V137H58ZM125 138H126V140H125ZM139 137H138V141H142L141 139H140ZM144 138H142L143 140H144ZM27 139V138H26ZM38 139V138H37ZM36 139V140H37ZM50 139V138H49ZM49 139L47 140V142L49 141ZM53 139V138H52ZM52 139H50V141L52 142ZM140 139V140H139ZM36 140H34V141H36ZM136 140V141H137ZM11 141V140H10ZM25 141H27V140H25ZM25 141L23 142V144H22V141H19L20 142V144H22V145H26V143H25ZM31 141V140H30ZM37 141H39L38 143H40V140H37ZM56 141V140H55ZM29 142V141H28ZM27 142V143H28ZM44 142H46V137H45V140H44ZM44 142H43V140H42V142L41 143H43L42 145L44 146V145H46L47 146V144H44ZM120 142V141H119ZM25 143V144H24ZM33 143V142H32ZM31 143V144H32ZM35 143H37V142H35ZM40 143V144H41ZM60 143H61V141H60ZM118 143V142H117ZM16 144H17V142H16ZM19 143L17 144L18 145V149L20 148V145ZM30 144V145H31ZM34 144V143H33ZM39 144V145H40ZM49 144V143H48ZM54 144H56V143H54ZM54 144H52L53 146H57L58 144H56V145H54ZM123 144V143H122ZM21 145V146H22ZM28 145H29V143H28ZM29 145V146H30ZM37 145V144H36ZM35 144L34 145H32V146H34V147H36V149L37 148H39V146H36ZM50 145L51 144H49L48 146V148H50ZM51 145V146H52ZM23 146V147H24ZM27 146V145H26ZM31 146V147H32ZM46 146H44L43 148H42V152H43V155L42 154H40L41 152H39L38 151V154L36 153L37 151H35V154H37V155H34L35 156V159H36V157L37 158H41V160L42 161H44L45 159H44V157L46 156V158H48V160H49V157H51L52 158V160H53V156H49V157H47L48 155L46 154L45 156H44V148L46 147ZM115 146V145H114ZM122 146V145H121ZM120 146V147H121ZM14 147V146H13ZM22 147V148H23ZM31 147H26V148H31ZM54 147V148H55ZM59 147V146H58ZM57 147V148H58ZM120 147H117L118 149L120 148ZM25 148V147H24ZM23 148V150H25ZM52 148V147H51ZM110 148V149H109ZM138 148H139V146H138ZM32 149V148H31ZM53 149V148H52ZM111 149H112V151H114V152H112L111 151ZM117 149V150H118ZM126 149H127V151H126ZM22 150V149H21ZM20 150V151H21ZM23 150H22V152H23ZM33 150V149H32ZM31 150V151H32ZM34 150H35V148H34ZM54 150H57V149H54ZM111 152H110V151ZM142 150V149H141ZM76 151H78V153H74V152H76ZM126 151V152H125ZM27 152H28V150H27ZM34 152V151H33ZM53 152V151H52ZM71 152V153H70ZM120 152H122V153H120ZM24 153H26L25 151H24ZM94 153V152H93ZM31 154V153H30ZM33 154V153H32ZM63 154V153H62ZM103 154V155H102ZM141 154V153H140ZM26 155V154H25ZM29 155V154H28ZM28 155H26L27 157H28ZM22 156V155H21ZM32 156V155H31ZM34 156H33V158H34ZM42 156V157H41ZM44 156V157H43ZM63 156V155H62ZM94 155H92V157H93ZM175 156H179V157H181L182 159H183V161L185 162L184 163V165H181V164H178V163H176V161H175ZM30 157V156H29ZM60 157V158H59ZM76 157H78V158H76ZM79 157H81V158H79ZM95 157V156H94ZM93 157V158H94ZM178 157V158H179ZM50 158V159H51ZM97 158V157H96ZM98 158V159H99ZM23 159V158H22ZM44 159V160H43ZM58 159V160H57ZM102 159H100V160H102ZM19 160V159H18ZM47 160V161H48ZM75 160V161H76ZM82 160V159H81ZM39 161V160H38ZM53 161V162H54ZM85 161V160H84ZM90 161H93L92 159H90L89 160V162ZM94 161H96L97 162V160H94ZM94 161L92 162L93 163V165H94ZM50 162H52V161H50ZM71 162H73V160H71ZM89 162H88V166H91V165H89ZM101 163H102V161H100ZM99 162V165L101 164ZM109 162V161H108ZM26 163V162H25ZM70 163V162H69ZM85 163H87V162H85ZM84 163V164H85ZM107 163V162H106ZM117 163V162H116ZM21 164V163H20ZM43 164V163H42ZM51 164V163H50ZM53 165H54V163H52ZM63 164H61V165H63ZM68 164V163H67ZM66 164V165H67ZM71 164V163H70ZM91 164V163H90ZM97 164V163H96ZM103 164H105V163H103ZM114 164V163H113ZM37 164H35V166H36ZM40 165V163L38 164V166ZM65 165V164H64ZM69 165V164H68ZM82 165V164H81ZM92 165V166H93ZM21 166H23V165H21ZM25 166V165H24ZM37 166V167H38ZM80 166V165H79ZM103 166V165H102ZM61 167V166H60ZM63 167V166H62ZM23 168H25V167H23ZM28 168H29V166H28ZM57 168V167H56ZM64 168V167H63ZM105 167H103L102 169H104ZM112 168H113V166H112ZM32 169H35V167L34 168H32ZM99 169V168H98ZM109 168H107V169H105V170H108ZM24 170V169H23ZM30 170V169H29ZM54 170V169H53ZM111 170V169H110ZM31 171V170H30ZM57 171H58V169H57ZM49 172V171H48ZM48 172H46L47 174H49L50 173V175H52L53 173H51V171L48 173ZM52 172H54V171H52ZM29 173V172H28ZM32 173H29L28 175H31ZM47 174H46V176H47ZM99 174H103V175H99ZM18 175V174H17ZM20 175V174H19ZM22 175V174H21ZM24 175V174H23ZM22 175V176H23ZM28 175H24V177H29ZM34 175H36V174H33V176L31 175V177H34ZM39 174H37V176H38ZM40 175H41V173H40ZM43 176L45 175V173H43L42 174ZM54 175H56L55 174V172H54ZM49 176V175H48ZM87 176V177H86ZM15 177V176H14ZM40 177V176H39ZM50 177V176H49ZM49 177H48V179H49ZM52 177V176H51ZM60 177V176H59ZM63 177V176H62ZM16 178H18L19 179V177L17 176ZM35 178V177H34ZM33 178V179H34ZM46 177H44V179H45ZM55 178V177H54ZM56 178H58V177H56ZM21 179V178H20ZM24 179V178H23ZM89 179V180H90ZM22 180V179H21ZM29 180H31V179H29ZM123 186V185H122ZM134 186V185H133ZM103 188V189H104ZM218 188H221L220 190H218ZM101 189V188H100ZM99 189V190H100ZM63 191V190H62ZM207 191V190H206ZM58 192V191H57ZM60 192V191H59ZM66 192H67V190H66ZM61 193V192H60ZM63 193V192H62ZM95 193V192H94ZM91 194H92V191H91ZM108 194V193H107ZM147 194V193H146ZM1 195V194H0ZM82 195V194H81ZM95 194H93L92 195V197L94 196ZM147 195V196H148ZM83 196V195H82ZM87 196H89V194H87ZM91 196V195H90ZM202 196H204V195H201V197ZM207 196V195H206ZM84 197H86V195L84 196ZM84 197H82V198H84ZM96 197H99V196H96ZM96 197H94V198H96ZM114 197V196H113ZM116 197V196H115ZM67 199H68V197H66ZM99 198H102V196L101 197H99ZM99 198H97L98 200H96V199H94L93 200V198L91 199V197L89 198H84V200H85V202L84 203H86V206H87V208L88 209H93V208H95V206H98V203H99V205H104V206H106V207H108L110 210H117V209H124V208H126V207H128V206H130L129 204H125V203H123L122 201H117V200H113L112 202H107V203H101L99 200ZM28 199V198H27ZM66 199V200H67ZM105 199V198H104ZM120 199V198H119ZM69 200V199H68ZM71 200V199H70ZM81 200V199H80ZM106 200H108V199H106ZM190 200V201H189ZM37 201V200H36ZM74 201V200H73ZM76 201V200H75ZM109 201V200H108ZM28 201H26L25 202V204L27 203ZM195 202V203H194ZM29 203V202H28ZM27 203V204H28ZM134 203V202H133ZM169 203H171V201L169 202ZM167 205H169V204H167ZM28 207V206H27ZM131 207V206H130ZM216 209V208H215ZM74 213V212H73ZM140 213H141V211H140ZM143 213V212H142ZM261 213V212H260ZM172 214V213H171ZM253 214V213H252ZM66 217V220H65V222H66V225H67V218H68V215L67 216H65ZM144 219V218H143ZM73 221V223L74 222H76V220H75V218L73 217V219H72ZM147 220V219H146ZM77 222H78V220H77ZM147 224H152V221H147ZM152 228V227H151ZM191 240V239H190ZM20 242V244H24V243H22L21 241H19ZM26 245V244H25ZM28 245H29V243H28ZM34 245V244H33ZM23 246V245H22ZM30 246V245H29ZM28 247V246H27ZM44 247V246H43ZM51 249H52V247H51ZM54 249V248H53ZM60 250V251H59ZM53 251V252H52ZM51 252L50 251H47V252H50V253H48V258L49 259H53L54 261H58V263H59V261L61 260V253H62V249L60 248H55L54 250H52ZM45 254V253H44ZM157 263V262H156Z\"/></svg>",
	"mask_w": 264,
	"mask_h": 264
},
{
	"label": "built area",
	"instance_id": "2783aa9c",
	"mask_svg": "<svg viewBox=\"0 0 264 264\" xmlns=\"http://www.w3.org/2000/svg\"><path fill=\"white\" fill-rule=\"evenodd\" d=\"M66 3L73 33L71 47L84 49L88 56H96V62L109 64L124 76H129L142 64L130 0H68ZM163 146L161 134H153L145 140L146 163L155 164V169L163 168L157 164L167 159Z\"/></svg>",
	"mask_w": 264,
	"mask_h": 264
}]
</instances>
